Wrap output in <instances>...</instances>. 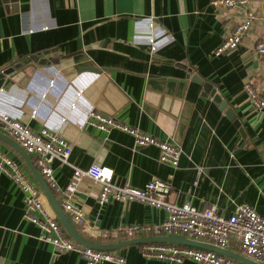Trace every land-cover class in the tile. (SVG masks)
Masks as SVG:
<instances>
[{
  "label": "crops",
  "instance_id": "obj_1",
  "mask_svg": "<svg viewBox=\"0 0 264 264\" xmlns=\"http://www.w3.org/2000/svg\"><path fill=\"white\" fill-rule=\"evenodd\" d=\"M251 13L255 19L240 45L217 55L225 37ZM262 37L264 0L236 7L213 0H0V73L14 68L0 78V112L36 131L53 129L72 144L69 163H52L62 189L73 165H108L118 185L169 182L170 200L177 204L216 205L228 216L248 202L264 215V110L246 89L251 83L264 90V56L256 49ZM194 75L217 87L235 119ZM90 109L176 142L179 164L161 162L159 147L138 146L121 129L88 125ZM16 145L0 128V150L20 163L40 188L48 213L71 236ZM28 154L38 168L36 154ZM100 188L85 178L73 198L83 221L66 213L86 240L117 245L169 236L154 229L167 218L166 210L139 201L113 200L101 207ZM52 190L64 209L65 193ZM26 210L23 191L0 170V264H88L79 250L59 252L42 240ZM135 224L142 229L134 237L120 231ZM147 243L127 242L109 251L127 264H196L147 257ZM239 244L233 238L229 249L240 253Z\"/></svg>",
  "mask_w": 264,
  "mask_h": 264
},
{
  "label": "built area",
  "instance_id": "obj_2",
  "mask_svg": "<svg viewBox=\"0 0 264 264\" xmlns=\"http://www.w3.org/2000/svg\"><path fill=\"white\" fill-rule=\"evenodd\" d=\"M248 0H213L214 4L226 7L245 6ZM255 16L251 13L238 24L217 47L216 54L236 49L245 33L250 29ZM257 52L264 56V37L256 45ZM55 80L49 81V86ZM249 97L255 106L264 110V90L251 83L246 84ZM82 93V91L80 92ZM86 123L103 131L118 128L134 137L138 146L155 145L160 148V161L177 166L181 157L180 146L172 140L160 139L138 127H134L116 117L90 109L86 115ZM0 128L5 130L28 153L36 154L37 165L52 189L63 192L66 199L63 202L64 211L71 215L74 221L80 223L84 218L81 206L75 203L74 196L79 185L85 178H91L100 183L98 203L101 207L113 200L123 202L139 201L162 208L167 212V218L154 226L157 233L214 244L223 249H229L233 238L241 245L240 254L252 259L258 264H264V215L260 214L250 203L243 202L236 206L230 215L221 212L213 205L198 209L189 202L177 204L170 200L172 185L159 178L147 182L143 187H135L130 183L118 185L114 183V169L108 165L93 164L87 169L73 165V175L65 189H62L54 177L52 163L56 160L69 163L72 144L57 131L48 127L39 130L32 129L22 120L7 113L0 112ZM0 170L5 171L24 193L27 206L26 217L41 228L40 238L51 243L59 252L79 250L82 258L88 264L115 262L127 264L126 258L113 251L96 249L79 245L67 234L60 221L48 213L45 199L40 188L23 171L20 163L0 150ZM142 229L141 225H124L122 233L134 237ZM143 255L182 263L192 259L196 264H248L244 261L219 253L215 250L168 242H151L144 245Z\"/></svg>",
  "mask_w": 264,
  "mask_h": 264
},
{
  "label": "water",
  "instance_id": "obj_3",
  "mask_svg": "<svg viewBox=\"0 0 264 264\" xmlns=\"http://www.w3.org/2000/svg\"><path fill=\"white\" fill-rule=\"evenodd\" d=\"M13 70H14L13 67H9V68L3 70L2 73H0V78L9 74ZM194 80H197L200 83H203L205 90L210 93V95L214 98V101L217 104L221 105V108H226L227 114L232 119H235L236 116H235L233 109L231 107H227V102L225 100H223V97L218 92L217 87L214 86L213 83H211L209 81H205L204 79H202L198 75H194ZM237 122L239 123L238 120H237ZM16 147L19 149V151L23 154V156L28 161V163H29L30 167L32 168L36 178L38 179L41 187L43 188L45 194L47 195L48 199L50 200L53 208L55 209V211L57 213V215L59 216V218L63 222L68 233L75 240H77L80 243L79 245L83 244V245L90 246V247H93L96 249H107V250H109V249H115V248L119 247L120 245L127 243V242H129V243L152 242V241L178 242V243H182V244H186V245H191V246L215 250L219 253L231 256V257L236 258L238 260L244 261L248 264H258L255 261H253L252 259H249L248 257H246L240 253L234 252L230 249H223V248L218 247L214 244L196 241V240H191V239L184 238V237H176V236L149 237V238L129 240V241H125L121 244H117V245H100V244H96V243H93L91 241H88L84 237H82L80 235V233L76 230V228L74 227V225L70 221L69 217L67 216L66 212L64 211V209H63L60 201L58 200L57 196L55 195L54 191L52 190V188L50 187V185L48 184V182L46 181V179L44 178L42 173L39 171V169L34 165L30 155L28 154V152L25 149H23L20 145H16Z\"/></svg>",
  "mask_w": 264,
  "mask_h": 264
},
{
  "label": "rangeland",
  "instance_id": "obj_4",
  "mask_svg": "<svg viewBox=\"0 0 264 264\" xmlns=\"http://www.w3.org/2000/svg\"><path fill=\"white\" fill-rule=\"evenodd\" d=\"M237 250L240 252L241 251V245L239 244Z\"/></svg>",
  "mask_w": 264,
  "mask_h": 264
}]
</instances>
